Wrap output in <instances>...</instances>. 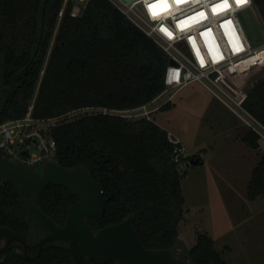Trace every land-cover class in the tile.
<instances>
[{
    "label": "trees",
    "instance_id": "obj_1",
    "mask_svg": "<svg viewBox=\"0 0 264 264\" xmlns=\"http://www.w3.org/2000/svg\"><path fill=\"white\" fill-rule=\"evenodd\" d=\"M45 0H0V53L5 55L8 91L31 62L40 38ZM78 0H49L44 37L36 58L20 77L0 125L24 118L33 105L38 119H62L51 131L57 142L55 163L85 170L104 190L101 213L86 222L94 233L132 218L143 246L174 254L180 247L185 217L183 179L173 162L168 132L155 121L100 112L131 111L150 104L166 89L168 54L109 0H90L80 16ZM264 20V0L260 7ZM62 17V18H61ZM245 108L264 125V81L247 92ZM171 103L162 108L170 109ZM92 110L84 115L72 114ZM243 141L261 149L262 138L249 130ZM194 158L202 159L200 156ZM189 160V159H188ZM41 171L40 168H36ZM250 201L264 198V149L248 186ZM63 186L32 194L0 177V227L29 243L34 224L28 207L38 206L59 226L79 201ZM207 234L184 249L189 264H228ZM7 241L0 237V252ZM0 264H117L89 259L78 245L48 246L25 253L12 242Z\"/></svg>",
    "mask_w": 264,
    "mask_h": 264
},
{
    "label": "rangeland",
    "instance_id": "obj_2",
    "mask_svg": "<svg viewBox=\"0 0 264 264\" xmlns=\"http://www.w3.org/2000/svg\"><path fill=\"white\" fill-rule=\"evenodd\" d=\"M81 4L78 0L75 12ZM260 7L255 6L241 16L246 34L256 47L264 43V20ZM260 57L262 61L248 69L236 72L228 68L219 82L227 87V81H231L248 91L256 83L264 81V52ZM229 88L231 90L232 85ZM35 101L36 98L30 110ZM162 102L160 100L159 104ZM91 112L84 110L68 117ZM124 114L130 119H141L135 117L133 111ZM235 117L199 83L179 91L170 109L152 114L151 119L158 126L180 137L185 155L190 159V163L181 168L183 173H187L182 184L186 203L176 257H181L184 249L196 246L199 235L207 234L226 263L264 264V198L250 201L248 197V186L261 159L264 139L261 149L251 150L233 126ZM195 156H200L205 165H192L191 160ZM42 167L36 168L42 170Z\"/></svg>",
    "mask_w": 264,
    "mask_h": 264
},
{
    "label": "built area",
    "instance_id": "obj_3",
    "mask_svg": "<svg viewBox=\"0 0 264 264\" xmlns=\"http://www.w3.org/2000/svg\"><path fill=\"white\" fill-rule=\"evenodd\" d=\"M89 1L80 0L81 8L77 7L76 12L73 10V15L80 16ZM109 1L169 56L164 78L166 89L150 104L131 110L135 112V117L153 121L152 114L171 103L179 91L199 83L212 92L250 130L264 139V125L245 108L247 93L230 90L231 81H227V87L219 82L228 68L239 72L262 61L260 54L264 52V43L254 46L246 34L241 18L244 13L261 4L258 5L255 0H247V3L238 6L236 0H227L226 10L213 13V5L221 4L223 0H180L179 3L167 0L168 10L154 18L149 5L155 4L157 0H137L133 3L124 0ZM199 12H204L205 16H197ZM188 17H196V22L189 21L186 27L178 26L180 21H185ZM228 21L231 23H227ZM203 33L207 35H202ZM160 100L163 102L159 104ZM99 111L126 118L128 117L124 113L131 112ZM61 120L38 119L34 117L33 110H30L22 119L1 124L0 147L4 157L34 169L39 165L43 166L57 153V142L52 138L51 131ZM168 140L174 150L173 162L181 168L189 164L190 159L185 155L180 137L168 132Z\"/></svg>",
    "mask_w": 264,
    "mask_h": 264
},
{
    "label": "water",
    "instance_id": "obj_4",
    "mask_svg": "<svg viewBox=\"0 0 264 264\" xmlns=\"http://www.w3.org/2000/svg\"><path fill=\"white\" fill-rule=\"evenodd\" d=\"M133 3L137 0H124ZM258 5L263 0H255ZM49 0L43 3L40 38L31 62L20 73L11 88L6 92L4 80L7 74L5 55L0 53V113H2L17 87V82L30 64L36 58L40 49L45 30L46 8ZM3 29L0 25V38ZM171 64H174L171 61ZM191 164L203 165L200 159L193 158ZM0 177L8 182L20 185L32 194L43 192L51 185L63 186L68 191L80 197L70 209L64 226H59L53 219L44 213L38 206L32 204L28 207L29 219L34 227L29 243L24 242L15 232L0 227V237L7 241L8 249L12 242H22L25 253L29 250H39V255L48 246L71 247L78 245L80 250L89 259L101 263L116 262L117 264H189L186 254L175 257L167 250L146 249L133 226L132 218L122 223L111 225L94 233L87 224L88 217L101 213L104 201V190L101 184L93 179L85 170H68L65 167L49 161L45 163L41 171L24 164L12 162L4 157L0 147ZM39 242L38 236L42 237Z\"/></svg>",
    "mask_w": 264,
    "mask_h": 264
},
{
    "label": "snow or ice",
    "instance_id": "obj_5",
    "mask_svg": "<svg viewBox=\"0 0 264 264\" xmlns=\"http://www.w3.org/2000/svg\"><path fill=\"white\" fill-rule=\"evenodd\" d=\"M176 2L179 3L180 0H176ZM236 3L238 6H240V5L247 3V0H236ZM168 7L169 6L167 4V0H157V2L155 4L149 5V10H150L151 14L153 15V17L155 18L156 16L160 15L162 12L167 11ZM227 7H228L227 0H223V2L221 4L213 5L212 11H213V13H218L219 11L226 10ZM197 16L204 17L205 14H204V12H199V13H197ZM189 21L196 22V17H188L187 20L180 21L178 26L186 27V26H188ZM227 23H231V22L228 21ZM202 35H207V33H203Z\"/></svg>",
    "mask_w": 264,
    "mask_h": 264
},
{
    "label": "crops",
    "instance_id": "obj_6",
    "mask_svg": "<svg viewBox=\"0 0 264 264\" xmlns=\"http://www.w3.org/2000/svg\"><path fill=\"white\" fill-rule=\"evenodd\" d=\"M262 82V81H261ZM261 82H259V83H256L253 87H250L249 89H248V91L249 90H251V89H253L255 86H257L258 84H260ZM232 85V91L233 92H235V93H247L248 91H244V90H242L241 88H239L235 83H232L231 84ZM235 89V90H234ZM223 105H225V104H223ZM225 107H226V105H225ZM238 121V122H237ZM233 126L236 128V129H238V131H239V135H240V139L243 141V139H244V137H245V135L248 133V131L250 130L247 126H244V124L242 125L240 122H239V120L235 117V119H234V121H233ZM245 130H247V132L245 131ZM244 142V141H243ZM245 143V142H244ZM247 146V145H246ZM250 148V147H249ZM251 150H253L252 148H250ZM201 158V157H200ZM202 162L204 163L203 165H205V161L202 159Z\"/></svg>",
    "mask_w": 264,
    "mask_h": 264
},
{
    "label": "flooded vegetation",
    "instance_id": "obj_7",
    "mask_svg": "<svg viewBox=\"0 0 264 264\" xmlns=\"http://www.w3.org/2000/svg\"><path fill=\"white\" fill-rule=\"evenodd\" d=\"M6 92H7V90H6ZM79 198H80V197H79ZM79 200H80V199H79ZM31 234H32V233H31ZM46 234H47V233H44V234L42 235V237L38 236V240H37V242H39L40 239L43 238ZM29 251H32L33 253H36V252L39 253V250H37V249H35V250H29Z\"/></svg>",
    "mask_w": 264,
    "mask_h": 264
}]
</instances>
